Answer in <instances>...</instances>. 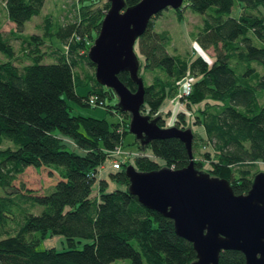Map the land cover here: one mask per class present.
I'll list each match as a JSON object with an SVG mask.
<instances>
[{
  "label": "trees",
  "instance_id": "1",
  "mask_svg": "<svg viewBox=\"0 0 264 264\" xmlns=\"http://www.w3.org/2000/svg\"><path fill=\"white\" fill-rule=\"evenodd\" d=\"M42 1L4 0L6 16L14 25L6 34L0 29V227L9 220L18 226L0 236V264H111L116 258H129L130 264H190L197 257L192 241L176 231L171 217L139 201L129 190L125 168L129 163L139 170L178 168L193 159L197 169L227 178L236 193L249 190L254 175L264 171V0H184L174 8L179 16L184 7L203 14L198 45L202 50L212 45L214 57L171 52L170 32L154 27L162 10L149 20L135 43L144 56L139 69L145 86L141 112L166 126L163 102L188 76L192 90L181 96L186 108L175 110L172 123L186 127L193 117L190 122L202 125L204 134L193 130L192 157L177 136L145 144L135 136L138 153L133 161L122 160L119 168L111 165L110 180L99 172L115 148L127 146L131 114L118 100L106 103V95L116 93L98 80L99 88L78 94L80 77L74 71L86 63L95 69L88 51L110 0H74V10L68 8L71 16L57 19L62 7L57 13L50 11L43 14V34L24 35L26 21L42 11ZM125 1L131 5L139 0ZM54 35L60 42L51 44L55 60L43 61L41 44ZM12 36L27 43L22 50L30 61L16 63ZM118 75L131 89L137 88L128 71ZM92 94H98L101 104L117 111L120 119L110 122L71 113L66 96L85 104ZM5 139L12 144L2 147ZM204 145L213 151L201 152ZM258 162L263 168L256 167ZM29 165L54 174L50 192L12 187ZM38 205L41 209L32 211ZM53 234L63 235L66 245L39 248ZM219 262L246 264V258L241 250L227 248L221 250Z\"/></svg>",
  "mask_w": 264,
  "mask_h": 264
},
{
  "label": "water",
  "instance_id": "2",
  "mask_svg": "<svg viewBox=\"0 0 264 264\" xmlns=\"http://www.w3.org/2000/svg\"><path fill=\"white\" fill-rule=\"evenodd\" d=\"M184 0H110L88 56L96 79L115 91L118 105L130 112L129 130L142 144L153 138L177 136L192 157L193 129L161 126L157 117L141 112L145 86L139 75L141 61L135 49L149 20L166 7L178 8ZM126 70L137 82L131 89L118 75ZM125 172L129 190L144 205L171 217L176 231L192 241L197 257L190 264H220L223 249L241 250L246 264H264V171L254 175L247 192L236 193L230 181L197 169L193 159L182 167L163 165L139 170L129 163Z\"/></svg>",
  "mask_w": 264,
  "mask_h": 264
},
{
  "label": "rangeland",
  "instance_id": "3",
  "mask_svg": "<svg viewBox=\"0 0 264 264\" xmlns=\"http://www.w3.org/2000/svg\"><path fill=\"white\" fill-rule=\"evenodd\" d=\"M74 0H43L42 1V11L39 14H35L32 16L31 19L27 20L25 23V29H24V35L31 33V32H37L43 34L45 29L40 26L43 22V14H46L50 11L57 13V11L62 7V11L57 13L56 18H63L65 15H70V10H74L73 3ZM68 6V7H67ZM70 7V10L68 9ZM238 5L234 6V9H237ZM66 17V16H65ZM56 19L53 22L52 29H54L56 24ZM12 21H8V18L6 16V9L4 6V0H0V28L1 31L6 34L8 33L10 27L12 26ZM203 24V14L193 11L190 8L184 7L182 9V16H179L173 7H166L162 9L161 13L157 15L154 18V27L156 30H162L167 29L171 36L172 41L169 45V49L171 52H177L181 53L183 55H196L197 53L204 52L207 55L214 57L215 49L212 45L209 47H206L204 50L200 48L198 43H201L200 41V29ZM13 27V26H12ZM44 36V35H43ZM47 36V35H46ZM52 36V35H51ZM13 37V36H12ZM45 37V36H44ZM50 37V36H49ZM12 42L14 44V47L16 49V63L19 65H22L28 61H30L29 57L24 54L23 52V46H26V42L22 41L20 38L13 37ZM51 44L54 45H60V42L55 35L51 37V39H45L44 42L41 44V50H45V56L43 58V61L50 62L55 60V56L50 54L51 49L53 48ZM63 45V44H61ZM63 47V46H62ZM136 51L138 53V56L140 60L144 59V56L142 52L140 51L138 45H136ZM0 56L3 57V54L0 52ZM258 68L259 65L255 64ZM75 73L80 77V81L76 85L77 93L80 95H86L89 91V89L95 87L99 88V86L96 84V76H95V69L89 65L88 63L83 65H78L74 68ZM146 78L148 81L151 80V73H146ZM66 96V95H65ZM176 96L177 93L174 96L167 97L165 101L163 102V110L165 112V115L167 117V125H173V117L176 107ZM67 97L68 104L70 107V111L73 114H83V115H93L98 117H106L110 122L117 121L120 119V114L117 111L111 112L108 110V107L106 105L96 103V104H90V103H82L79 100ZM118 97L116 94H112L111 96L106 95V103L113 104L117 102ZM261 102L264 104V97L262 98ZM169 106L167 109H164L166 106ZM203 103L200 104L202 106ZM196 105L194 108H191L189 111L192 114L193 111H195ZM171 114L169 115V113ZM193 117H189V123L186 125V127H191L193 130L197 131L199 134H204L203 126L200 124H195L194 122L191 123ZM191 121V122H190ZM69 143H73L71 139H68ZM126 142L128 143L126 147L121 146L123 156L126 155L125 159L133 158L134 152H138L136 147L135 140V134L133 132H128L125 138ZM12 142L8 139H5L3 141L2 147H5L6 145H10ZM201 152L205 151H213V149L209 145H204L201 147ZM149 156L154 157L151 151H149ZM125 154V155H124ZM128 156V158H127ZM200 157L203 156V154H199ZM133 161V159H132ZM162 162L164 160H161ZM209 162L205 163V167H208ZM112 165V156L107 158L105 163L101 166L99 175L105 176L110 180L109 173L114 170ZM171 167V166H170ZM258 168H263L262 162H258L257 166ZM205 169V168H204ZM54 180L55 176L54 174H51V172L46 167L41 166H34L29 165L27 166L24 171L19 173L17 177L13 180V186L17 188L19 191H25V192H41L46 190L47 192H50L54 188ZM112 181V180H111ZM51 183V187H50ZM111 184H115V182H111ZM96 190V184L94 185V191ZM93 191V193H94ZM42 206L38 205L33 208L32 211L36 212L41 209ZM21 214L18 213V219H21ZM17 223L13 220H9L6 225H2L0 227V236L6 235L7 233H13L15 232L17 228ZM82 243H80L81 245ZM55 245L57 247H62L66 245L65 237L61 234H53L51 236L46 237L43 239L40 244L39 248H43L46 246ZM131 260L129 258H116L114 259L111 264H130Z\"/></svg>",
  "mask_w": 264,
  "mask_h": 264
},
{
  "label": "built area",
  "instance_id": "4",
  "mask_svg": "<svg viewBox=\"0 0 264 264\" xmlns=\"http://www.w3.org/2000/svg\"><path fill=\"white\" fill-rule=\"evenodd\" d=\"M192 85H193V80L190 77H185L181 84L180 87L178 89L177 92V96H176V107L175 110H179L180 108H186V103L183 99H181V96L183 94H188L191 92L192 90ZM88 102L90 104H96V103H102V100H99V96L98 94H92L89 99ZM135 153V152H134ZM138 153V152H136ZM135 153V154H136ZM125 155V154H124ZM111 156H112V166L114 168H119L122 165V160H124L126 158V155L123 156L122 153V148L121 146H118L117 148H115L112 152H111ZM128 157V156H127ZM172 168H174V166H171Z\"/></svg>",
  "mask_w": 264,
  "mask_h": 264
},
{
  "label": "crops",
  "instance_id": "5",
  "mask_svg": "<svg viewBox=\"0 0 264 264\" xmlns=\"http://www.w3.org/2000/svg\"><path fill=\"white\" fill-rule=\"evenodd\" d=\"M8 21H9V20H8ZM10 22H11V21H10ZM12 23H13V22H12ZM13 25H14V24H12V26H13ZM12 26H11V27H12ZM11 27H10V28H11ZM0 29H1V28H0ZM162 107H163V105H162ZM162 107H161V110L164 112V110H163ZM168 107H169V106L167 105L164 109H167Z\"/></svg>",
  "mask_w": 264,
  "mask_h": 264
}]
</instances>
